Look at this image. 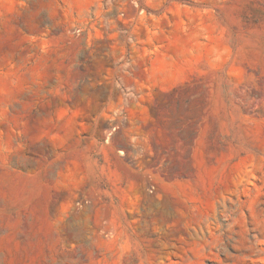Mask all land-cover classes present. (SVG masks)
Returning a JSON list of instances; mask_svg holds the SVG:
<instances>
[{
	"label": "rangeland",
	"instance_id": "374dc122",
	"mask_svg": "<svg viewBox=\"0 0 264 264\" xmlns=\"http://www.w3.org/2000/svg\"><path fill=\"white\" fill-rule=\"evenodd\" d=\"M0 264H264V0H0Z\"/></svg>",
	"mask_w": 264,
	"mask_h": 264
}]
</instances>
